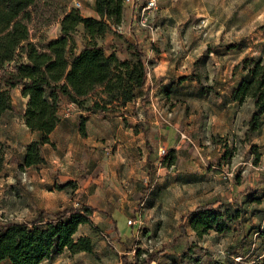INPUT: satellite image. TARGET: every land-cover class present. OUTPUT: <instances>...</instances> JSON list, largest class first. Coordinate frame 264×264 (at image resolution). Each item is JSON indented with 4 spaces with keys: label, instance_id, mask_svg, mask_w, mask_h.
<instances>
[{
    "label": "rangeland",
    "instance_id": "374dc122",
    "mask_svg": "<svg viewBox=\"0 0 264 264\" xmlns=\"http://www.w3.org/2000/svg\"><path fill=\"white\" fill-rule=\"evenodd\" d=\"M88 1L57 2L67 11L81 2L82 13ZM150 23L153 32L130 26L98 39L113 60L112 71L107 84L84 103L108 104V114L98 113L102 135L91 136L78 166L81 175L67 191L42 192L33 173L17 171L25 142L18 121L24 102L20 95L14 96L15 120L2 130L16 146L9 151L5 147L0 224L31 222L39 206L53 210L43 211L44 215H54L69 199L79 203L87 198L95 209L94 227L83 228L77 237L89 234L93 254L73 256L66 250L45 264H122L123 257L141 264L151 256H156L151 264H263L264 127L259 133L249 132L254 108L250 100L219 109L216 88L242 74L245 56L261 55L264 60L260 29L264 0L164 1L151 14ZM31 28L32 39L42 43L60 34L57 23H33ZM83 36L80 28L75 37L79 48ZM131 45L144 53L146 81L154 86L138 89L136 99L123 105L121 89L141 74ZM246 46L241 54L240 48ZM227 47L229 56L215 54ZM154 70L166 74L155 81ZM203 86L213 90L204 94ZM84 127L87 137L86 122ZM100 142L101 147L95 146ZM56 173L58 179L62 173ZM85 185L87 195L76 193ZM208 204L219 211L231 207L242 213L231 223L232 231L211 232L199 239L189 215ZM113 217L122 237L114 231Z\"/></svg>",
    "mask_w": 264,
    "mask_h": 264
},
{
    "label": "trees",
    "instance_id": "16d2710c",
    "mask_svg": "<svg viewBox=\"0 0 264 264\" xmlns=\"http://www.w3.org/2000/svg\"><path fill=\"white\" fill-rule=\"evenodd\" d=\"M124 3L125 0H95L98 14L95 18L85 17L76 8L67 11L55 0H0V122L5 112L14 109L12 90L21 88L22 96L28 98L24 122L32 132L40 134V139L27 147L21 169L46 164L42 148L46 144L54 146L50 135L60 123L58 111L63 100L89 113L107 112L108 104L95 102L86 107L84 101L109 80L113 60L98 39L117 32L116 28L123 23ZM33 23L42 26L57 23L60 34L45 43L34 41ZM80 28L84 42L79 48L75 37ZM260 29L264 30V25ZM131 46L141 74L134 83L128 81L126 88L121 89L123 105L136 99L137 90H143L147 79L145 55L138 45ZM241 68L244 75L233 90L232 100L241 105L248 99L253 101L249 132L259 133L264 127V60L245 58ZM202 90L208 94L213 88L203 86ZM80 120V132L85 136L86 120ZM5 154V146L0 145V172ZM70 186L74 185L70 182L59 188ZM94 212L88 205L73 206L54 215L40 213L31 222L0 224V264H42L55 253L66 250L73 254H93L91 237L76 235L81 226L94 227ZM241 213L242 210L231 207L219 211L208 204L197 207L189 215V224L196 236L203 239L211 232L232 231L231 223L239 220ZM113 223L115 233L122 237L115 219ZM155 260L156 256H151L141 264ZM122 264L134 263L123 257Z\"/></svg>",
    "mask_w": 264,
    "mask_h": 264
},
{
    "label": "crops",
    "instance_id": "0c3cea01",
    "mask_svg": "<svg viewBox=\"0 0 264 264\" xmlns=\"http://www.w3.org/2000/svg\"><path fill=\"white\" fill-rule=\"evenodd\" d=\"M56 1L61 2L63 4L66 3L65 2L66 0H56ZM144 1L145 0H133L131 3H125L124 13H123V23L121 25V30H123L125 27L133 26V22L135 20V6L139 5L140 3H143ZM88 2H89L88 6H85L83 8L82 14L85 17L98 18V14L95 10V0H89ZM263 25H264V23L261 26H263ZM261 31H263L262 33L264 35V30H261ZM121 33H122V31H121ZM247 49H248V46H246L245 48L241 47L240 50H243V51H239V52H242L241 54H243L244 50L246 51ZM221 50L222 49H217L215 51V54H217L218 57L225 58V57L230 55V51L227 52V48H224V50H225L224 52H223V50L222 51ZM244 58L259 59V58H262V56L261 55H258L257 57L245 56ZM165 74H166L165 72L155 73V70H154L153 79L155 81H160L161 78H159V77L165 76ZM243 75H244L243 71H242V74L235 75L234 82L228 83V84H230L229 87H228V84L227 85L221 84L218 86V88H216V90L218 92V96H219L216 98V100H217L216 105L219 109H221V110L228 109L229 110V108L231 106H237V107L241 106L238 102H234L232 100V93H233V90L235 89V87L237 86V84L241 81ZM163 82L166 83L167 80H164ZM145 86H146L145 90H147L149 88L152 89L154 84L152 82L148 83L146 81ZM221 92L222 93L226 92V94L221 95L220 94ZM15 95L16 96L20 95L22 97L23 102H24V110L21 114L20 119H18V121H20V123H21V129H22V131L24 133V137H25V142L22 145L21 150L19 152V159L17 162V171L21 170L22 172L26 171L29 173H33L32 179L38 184V186L40 185V187H43V190H41L42 192L46 191L47 193H53L54 191H58V192L62 193L64 191H67L70 187L67 189H64V190H60L59 187H64L70 182L75 183L78 180V177L81 175V173H80L81 168H79L78 166L80 165V162H81V158H82L81 156L86 154L87 148L90 144L89 140L91 139V136L96 135L97 137H99L102 135V133L99 131V129H100L99 124L102 125V122L98 118V113L93 114V113H89L87 111H83V110L78 109L79 112H77V113L74 112V115H72L69 118H65L62 114H63L64 110H66V108H71L70 107L71 104H69L66 100H63L61 102V105H60V108L58 111V115L60 117V123L58 124V126L56 127L54 132L50 135L51 142L54 146H52L51 144H46L42 148V156L46 160V164L39 166V167H30V168L21 169L20 165L23 164V158L26 154L27 147L33 141L39 140L40 134L38 132H32L26 126V124L24 122V112H25V108L27 106L28 98H24L22 96V89L21 88H15L12 90L13 101L15 99L14 98ZM249 100L252 101L251 99H248V101ZM252 103H253V101H252ZM253 107H254V103H253ZM253 112H254V108H253V111L251 113V116H252ZM104 113L108 114V112H104ZM11 114H12V111L5 112L3 114L1 122H0V145H4L5 147H7L8 151H9L10 147L13 148L16 145L13 143V140L10 137L4 138V136H3L4 133L2 132V130L9 128V124H11L15 120L13 118L14 115H11ZM81 118H84L86 120L87 137L82 136V134L80 132V124H79L78 120ZM250 119H251V117H250ZM96 145L98 147L102 146L101 142L95 144V146ZM6 156H7V154H6ZM5 165H6V159H5V163H4V168L0 172V175H1V173H3L5 171ZM59 171L62 174L60 176H58V179H56L54 174H57L56 172H59ZM10 177H12V175H9L8 178H10ZM91 180H92V178H91ZM88 184H90V183H88ZM85 186L83 187V189L79 188L78 190H76V193L83 192L84 194L87 195L89 193L88 185L86 187ZM47 188H48V190H46ZM67 203H69V204L67 206H63V207L59 208L57 210L58 211L57 213L63 211L64 209L73 207V206H82V205L91 206L89 204L87 198H86V200H83L79 203H71L70 199H69V201ZM39 208L40 209L37 212H35V214H34L35 216L33 217V220L36 219L38 217V215L40 213H42L43 211H45V212L53 211L52 209H49L46 206H44V207L39 206ZM114 219L115 218L113 217V220ZM87 226L89 227V225L81 226L77 235L79 234V232L83 228H85ZM77 235H76V237H77ZM80 236H88L89 237V234L79 235L77 238H79ZM125 236H127V235H125ZM65 252L66 251H64L63 253H65ZM80 254H87V253H79V254H75L73 256H77ZM50 260H46L42 264H45L46 262H48ZM52 264H55V263H52ZM74 264H77V263H74Z\"/></svg>",
    "mask_w": 264,
    "mask_h": 264
},
{
    "label": "built area",
    "instance_id": "2783aa9c",
    "mask_svg": "<svg viewBox=\"0 0 264 264\" xmlns=\"http://www.w3.org/2000/svg\"><path fill=\"white\" fill-rule=\"evenodd\" d=\"M132 1L133 0H125L126 3H131ZM164 1L175 2L178 0H145L143 3H140L139 5L135 6V20L133 22V26H136L140 29H147L153 32L154 27L150 23V16L154 11L158 9L159 5ZM76 8L77 9L81 8V4L79 2L76 3ZM116 31L118 33H121V26L116 28ZM70 107L71 108L64 110L62 114L65 118H69L72 115H74L75 109H77L74 105H71ZM128 224L129 226L133 225V221L129 220Z\"/></svg>",
    "mask_w": 264,
    "mask_h": 264
}]
</instances>
